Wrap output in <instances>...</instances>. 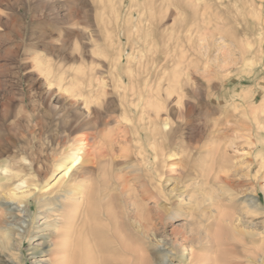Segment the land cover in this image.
<instances>
[{"label": "rangeland", "instance_id": "374dc122", "mask_svg": "<svg viewBox=\"0 0 264 264\" xmlns=\"http://www.w3.org/2000/svg\"><path fill=\"white\" fill-rule=\"evenodd\" d=\"M241 1L206 0L208 2V5H206V2H197V0H152L153 3L151 0H124L123 4H120V0H113V2L112 0H0V141L2 149L7 148L11 154L17 155V159L21 160L20 162L23 161L22 165L19 166L22 167L25 163H27V167L32 165L29 172L31 174L26 179L31 181L29 185L33 183L34 187L31 185L25 188V190L34 192V195L29 198V208L32 210V215L37 213L35 212L36 202L34 197L39 196L42 191L50 187L62 175L63 171L58 167L61 162L60 160L65 156L71 155V152H73L69 144L66 143L68 139L67 135L69 134L67 122L74 120L77 114L87 111L88 106H91L92 116L96 114L94 117L99 119V123L101 122L98 129L101 132V136L113 131V139L117 136L115 143L113 141L111 144L112 147L106 150L108 153L106 163L97 165L100 168L98 169L96 166L94 169L91 180L94 186L93 197H95V199L92 197L95 200L92 203L93 207H95H92V212H85V209L82 211L83 213H92L89 221L90 225L88 226V223H85V218L82 216L81 220L77 223V235L83 237L89 230V232L95 233L101 240L103 239L105 241L107 239L109 242L104 243L103 240L101 241V244L107 246L111 242L108 239L111 234L109 235L107 232L110 231L111 225H114V222H110L107 216L104 217V214L106 212L115 214L117 216V224H119L118 227L121 226L120 228H122L124 233L126 232L127 238L132 241L130 245L135 246L144 242V250L147 252L145 253H149L151 257H158V251L150 246L148 240L139 241L137 234L132 232L135 231V229L133 230V221L136 220L137 213L135 212V203L139 208L138 213L141 212V208L144 210L146 217L144 218L143 215L141 220L146 219V225L148 226L152 222L154 224L156 223L160 232L169 238L175 237L176 232L181 231L183 225L189 226L190 223L184 220L185 216H181L177 220L165 218L166 220L161 221L157 212L153 211L154 207H157L156 203L153 199H148L149 195L151 196L150 190H148L149 193L147 190L141 191L143 189H141L139 184V179L141 177L144 179L147 175L145 169L148 162L144 161V164L138 162L137 150L142 149L151 153V150H149L150 147L146 146L148 145L145 136L146 132H144L146 129L140 119L141 113L144 110L143 107H145V99L147 98L146 92L148 91L146 85L149 84L150 86L153 84V89H155L153 93L156 94L155 97L160 98L162 101L164 108L162 111L163 118L167 120L171 116V121L168 119L169 121L167 122L171 123L174 120L171 123L172 127L182 125L185 128L183 130L185 137L188 135L187 132L191 131L195 137L205 134L206 128L207 130H211L213 127L212 124H215V121L223 129L217 128L218 133H216L217 135L215 137L218 141L216 143L218 144L219 142L218 145L220 147H225L223 150L227 152L231 162L237 166L233 167V165H229L228 171L227 169L217 170L221 174L222 180L219 182L222 185L217 183L218 181L215 177L217 171L212 173L214 174L213 176L212 174L209 175L211 185H215L213 186V190L216 191V194L221 195L224 191L222 188L227 185H229L228 188L236 187L240 191V186L246 184L248 188L245 187L248 190L252 189V192L255 191L256 196L264 202V195L260 190L261 186L264 185V170L258 173L259 164L256 160V155L259 150L258 145L260 143L256 136V129L249 131L250 129L247 130L249 128L248 126H242L244 124L242 122H246L247 119L243 114L245 110L247 112V106L244 104L245 101L242 102L238 97L241 92H246L250 97L247 100L250 101L252 95L255 94L257 96L258 92H261L262 89L264 90V81H262L264 80V63H259L264 62V42L260 45L259 39L260 37L264 39V0H261V2L260 0H243V2L246 1L245 3ZM251 1L254 2L252 3ZM153 7L156 8V11ZM136 9H144L149 15L145 19H150V21L140 24L136 14L134 20L128 17L130 16L129 13L131 10L135 13ZM195 9L197 16L194 13ZM170 11L175 14L173 15ZM229 14L231 17L229 16L228 18L227 16ZM232 16L241 17H237V21ZM231 18L238 24H234ZM157 25L158 27H156ZM230 28L232 31H230ZM235 28H237L238 33ZM228 29L229 32L227 31ZM206 33L208 34L207 36ZM231 36L235 37V40ZM237 36L240 37L238 42L237 38L239 37ZM230 42L233 44L231 47ZM229 47L230 49L232 48L231 52H229ZM245 47L247 50H244ZM166 49H168L167 52ZM242 50L246 52L244 57L241 54L243 53ZM248 57L250 61L247 59ZM236 74L238 75L236 76ZM256 74L261 75H257L256 78ZM192 82L195 84H192ZM122 84H125V88ZM159 84L161 87L165 86V89L169 86V88L171 87L172 90H175L176 94L174 93L175 97L173 96V98L176 101L178 96L183 94V104H185L184 115L186 116L189 108L192 109L190 111L191 114L182 120L178 118L177 113L172 114L170 109L176 105L171 100L165 98L166 90L164 91L165 94H163V89L161 88V95L159 96L157 90ZM140 95L143 97L140 98ZM257 101V104H259L260 98ZM127 102L130 106H127ZM92 104L94 106L93 108ZM137 105H140L141 108L140 106L137 108ZM98 107H101V109H95ZM237 111L238 114H236ZM152 112L150 113L154 115V112ZM193 112L195 114H192ZM237 115L239 117L243 116L241 117L242 119ZM124 117L128 118L129 122L123 120L122 118ZM137 118L138 120H136ZM238 118L242 124H239L240 122L237 123L240 121ZM228 119L235 120V122H231V120L227 121ZM118 120L121 124H116ZM207 120L210 128L207 126V123L204 124ZM147 121L148 119L145 122ZM230 123L231 125H229ZM233 123H236L235 126ZM157 124L161 128L159 120ZM185 124L188 126L186 127ZM124 126L127 127L126 131L122 129ZM133 130L134 134H137H135L136 136L133 134ZM130 133L134 136L132 137ZM83 134H85L84 131H79L76 138L82 137ZM121 134L122 136L124 135L123 139L120 138ZM158 138L161 142L163 136L159 135ZM119 139H122V141H117ZM216 139H213V141L215 142ZM207 142L209 141L203 140L201 143L203 145L201 146L206 145ZM214 142L211 143L213 147L215 146ZM139 143L140 145H137ZM202 150L204 151L205 149L203 148ZM126 152L131 153L127 155ZM197 155L196 158L194 157L197 161L195 162L193 160V164L199 168L202 167L201 164L204 163L203 159L206 156L203 154L200 158L199 154ZM176 160L178 163L180 161V167L188 164V159L184 158V156L178 157ZM198 160L200 164L197 163ZM125 162L130 163V168L127 169L122 165ZM133 166L140 167L142 169L140 173H133ZM221 170H224L226 173ZM113 174L115 177H113ZM123 174L125 175L124 179L126 181L129 179L127 183L130 184H127V195L125 197H122L118 190L111 187V184L116 180V176L122 177L124 176ZM136 175L139 178L138 180ZM36 184H39L38 190H36ZM39 188L45 189L39 191ZM99 188L102 190L100 191ZM105 188H108V190H105ZM148 189H151L150 184ZM54 197L50 196L49 198L54 199ZM123 198L127 199V203L123 202ZM228 198L229 196H225L223 201H218V205L220 204L221 206H219L221 208L223 207L222 209L227 207L226 209L233 211L241 205L238 197L237 199L235 198L237 202L234 200L227 202L230 199ZM99 199L102 201H99ZM53 202L60 203L57 199ZM122 202L125 204L123 205ZM94 203L97 204L94 205ZM160 204L164 205L163 207L165 209L171 208L169 201L165 198L161 199ZM95 208L101 209L98 211ZM108 209H111L112 212L111 210L109 212ZM100 212H102V217H100ZM45 215L44 213L38 219L35 218L36 221L32 218L27 219V221L30 222V225L37 223L35 226H38L44 221ZM252 218L254 219L250 224L240 225V228L250 231L249 229L255 228L256 226L260 231H263L264 214L257 216L251 215V218L243 217V220L247 221V219L250 220ZM52 219L57 218L54 216L50 218V220ZM198 221V219L193 220V224H196ZM81 222H84L86 225ZM103 225L110 226L104 227ZM102 229L105 232L107 231V234ZM48 233H50L48 230L34 229L28 234L35 236L32 239L34 242L33 245L43 243L45 241L42 238L43 236H48V241H52L59 236H49L47 235ZM28 234H25V236L20 235L21 237L15 234L17 240L22 239L21 241L19 240L22 242L20 249L15 251L16 255H18L19 263L55 264L48 260L53 258L52 255L57 250L56 248H50L44 245L41 247L40 253L36 256L29 254L31 252L28 251L30 247ZM102 234L107 235V237ZM245 238L247 239V237ZM232 239L233 235L230 234L228 238L229 243L233 242L231 241ZM197 247L201 248L200 246ZM174 260L176 264L179 263L177 257ZM105 264L114 263L111 261L108 262L107 260ZM137 264H141V262ZM142 264L146 263L142 262ZM227 264L238 263L230 260Z\"/></svg>", "mask_w": 264, "mask_h": 264}, {"label": "bare ground", "instance_id": "6f19581e", "mask_svg": "<svg viewBox=\"0 0 264 264\" xmlns=\"http://www.w3.org/2000/svg\"><path fill=\"white\" fill-rule=\"evenodd\" d=\"M132 1H134V0H132ZM199 1L206 2V0H197V2H199ZM112 2H113V0H112ZM151 2H152V0H151ZM187 2H189V1H187ZM208 2H210V1H208ZM208 2H206L207 3L206 5H208ZM241 2H243V0ZM245 2L246 1H244L243 3H245ZM251 2L253 3L254 1H251ZM260 2H261V0H260ZM123 3H124V0H120V4H123ZM162 3H164V2H162ZM155 7H156V4H155ZM194 7H195V5H194ZM155 9L156 8H154V10ZM169 9H167V10H169ZM135 11L137 13L136 12L133 13L132 10L130 13L128 12L130 14V16H128V17H130L131 19L134 20V16L136 14L138 16L140 24L147 23V21H150V19H145L148 14L144 9L143 10L136 9ZM158 11H159V9H158ZM242 12H244V11H242ZM170 13H172V11H170ZM194 13L197 16L196 9H195ZM244 15H246V14L244 13ZM256 15H257V13H256ZM182 16H183V14H182ZM229 16H230V14L227 17L229 18ZM148 17H149V15H148ZM232 17L236 18V20L238 21L237 17H241V16H235V17L232 16ZM233 18H231V20ZM117 19L119 20V18H117ZM244 19H245V17H244ZM257 19H258V17H257ZM233 21H234V24H238V23H235V20H232V22ZM119 23H120V21H119ZM151 24H152V22H151ZM156 27H158V25ZM235 30H237V28H235ZM227 31L229 32V29ZM230 31H232L231 28H230ZM237 33H238V30H237ZM203 34H205V33H203ZM207 35L208 34L206 33V36ZM262 35H260V36H262ZM138 36H139V34H138ZM227 36H228V34H227ZM231 37H233V36H231ZM237 37H239V36H237ZM227 38H229V37H227ZM233 38L235 40V37H233ZM259 39H260V45H262V43L264 42V39L262 37H260ZM230 40H232V39H230ZM238 40H240V37L237 38V42H238ZM171 42H172V40H171ZM245 44H246V42H245ZM232 45L233 44L231 43L230 47ZM243 46H241V47L243 48ZM164 47H166V46L164 45ZM230 47H229V52H231V50H232V48L230 49ZM148 48H150V47H148ZM150 49H152V48H150ZM150 49H148V50H150ZM248 49H249V47H248ZM124 50H122V51H124ZM167 50L168 49H166V52H167ZM244 50H247V48L245 47ZM244 50H242L243 53L240 52L243 57L246 54V52ZM239 51H240V49H239ZM156 52H159V51H156ZM232 54H233V52H232ZM260 55H262V54H260ZM130 58H131V56H130ZM247 59L249 60V57ZM259 63H264V62H259ZM251 64H253V63H251ZM226 65H227V63H226ZM254 65H255V63H254ZM246 67H247V64H246ZM226 69H227V66H226ZM181 74H182V72H181ZM237 75L238 74H236V76ZM257 75H261V74H256V78H257ZM259 78H260V76H259ZM177 79H179V78H177ZM262 81H264V80H262ZM146 84H147V82H146ZM192 84H195V83L192 82ZM124 85L122 84L123 87H124ZM152 85L151 86H150V84L146 85L147 91H148V92H146L147 98L145 99V103H144L145 107H143L144 110H143V113H141V118H140L141 121L143 122L142 125L146 129V131L143 129L144 132H146L145 136L147 138L146 141L148 142V145H146V144L145 145L150 147V149L149 148L148 149L151 150L150 151L151 153L146 152L142 149L137 150L138 151L137 154H138V158H139V159L137 158L138 162L143 163V164H144V161L148 162L146 169H145V171L147 172L146 177L144 179H142V177L140 175V177L142 179L141 180L136 175L137 180L138 179L140 180V182L139 181H137V182H139L141 189H143V190L140 189L141 191L147 190V192H148V190H150L149 192H150L151 196L149 195L148 199L149 200L153 199L154 202L156 203L157 207H154L153 211L157 212L159 219L161 221H164L166 219L177 220L181 216H185L184 220H186L187 222L190 223L189 226L183 225L182 230L179 231L178 233L176 232L175 237L169 238L160 232L159 227H157L156 223L154 224L152 222L151 225L148 226V225H146L147 224L146 219L141 220V217L143 215H144V218L146 217L144 214V210L141 208V212L138 213L139 208L135 203V212H137L136 213V220L133 221V223H134L133 230L135 229V231H132V230L131 231L135 232L137 234L139 241L148 240V242L150 243V246H152L153 248H155L158 251V255H159L158 257H155V256L151 257L149 253L146 254L147 252L144 250L145 249L144 242L139 243L135 246L130 245V242H132V241H130L127 238V236H126L127 234H126V232L124 233L122 228H120L121 226L118 227L119 224H117V216L115 214H110L107 212H106V214H104V217L107 216L108 220L110 222H112V223L114 222V225H111L110 231L109 232L106 231L109 235L111 234L110 238H108V239H110L111 242L107 246L104 244H101V241L103 239L101 240L98 236H96L95 233H91V232H89V230L83 236L84 238L82 236L79 237L77 235V233H76L77 223L79 222V220H81L82 216H84L85 221H86L85 223L86 224L88 223L87 225L89 226L90 225L89 221H90V217H91L92 213H85V212H88V211L92 212L93 208L95 207V206L93 207V203H92L93 201H95V200H93V199H95V197H93L94 186L92 185V180H91V177L94 173V169L97 165H101V164L106 163L107 158H108V153L106 152V150L107 149L109 150L110 149L109 147H112L111 144L113 141L115 143V139L117 136L115 134L116 135L115 139H113V137H114L113 132L114 131L107 133V134H103L101 136V132H99V130H98L99 125H101L100 124L101 122L99 123V119L97 117H94L96 114L94 116H92L91 106H88L87 111L80 112L79 114H77V116L74 118V120L67 122L69 134L67 135L68 139H67L66 143L69 144V147L72 149L73 152H71L72 153L71 155H68L67 157L65 156L63 159L60 160L61 162L59 163L58 167L61 168V171H63L62 175L50 187H48L46 189L45 188H39L40 189L39 191H42L43 189H45V190L42 191L41 194L39 193L40 194L39 196L37 195L34 197V200L36 202V207H35L36 211L35 212H37L35 215H32V210L29 208V206H30L29 205V198L34 195V192H32L31 190H25V188H28L31 185L33 186V183H31V185H29V182H31V181H28L26 179V177L31 174V173L29 174V172H30L32 165L27 167V165H26L27 163L24 162L25 163L24 166H22V167L19 166V165H22L23 161L20 162L21 160L17 159L18 158L17 155L11 154L10 150H8L7 148L2 149L1 141H0V262L7 263V264H21V263H19L20 261H19V258H17L18 255H16L15 251H18L20 249L21 244H22V242H20V241L22 239L17 240L15 234H17V236H20V235L25 236V234L30 233L31 230H34V229L40 230L41 229L43 231H46V230L50 231V233L47 234L49 236H53V235H55V236L59 235V236L56 237L55 239H53L52 241H48V238H49L48 236H43L42 238H44V240H45L43 243H38L36 245H33L34 242L32 241V239L35 236L32 234H28L29 241H30V247H29L28 251L31 252L29 254L36 256L37 254L40 253L41 247L44 245H47L50 248L51 247L56 248L57 250L54 249L55 253L52 255L53 258H50L48 260L49 262L51 261L52 263H55V264H105V262H107V260H108V262L111 261L114 264H137L138 262L139 263L141 262V264H142V262H145L146 264H176L175 260H174L176 257L179 260L178 264H227L228 261H230V260L232 262H235L238 264H264V230L260 231L256 226H255V228L249 229L250 231H247L245 229L240 228V225L250 224L252 222V220L254 219V218H252L250 220L247 219V221H244L243 217H246V218L250 217L251 218V215L257 216L259 214H264V202H262L256 196L257 194L255 193V191L252 192V189H250L251 191L248 190L247 189L248 187L246 186V184H244L243 186H240L241 187L240 191H239V189L237 190L236 187L235 188L234 187L228 188L229 185L225 186L223 184V186H225V187L222 188L223 187L222 186L221 188H222V190H224L226 192L223 191V193L221 194L222 191L220 190L221 195H219V194H216L215 190H213L214 189L213 186H215V185H211V182L209 181L210 180L209 175H211L214 171H217L218 169H224V170L227 169V171H228L229 165H233V167L237 166L236 164L231 162L227 152L225 150H223L225 147L222 148V147H220V145H218L219 142H218V144L216 143L218 140L216 139L215 135H217L216 133H218L217 131L219 128L222 129L221 126L219 125V123H217L215 121V124H212L213 127L211 128V130L210 129L207 130V128H206L205 134H202V135H199L198 137H195L193 132L191 131V132H187L188 135H186V137H185L184 133H183V130H185V128L182 125H180V126L176 125V127H172L171 123L174 120H172L171 123L167 122L169 120L171 121V119H170L171 116H170V118H167V120L163 118L162 111L164 110V108L162 106V101L160 100V98L158 99L155 97L156 94L153 93L155 91V89H153L154 87ZM129 86H131V85H129ZM237 86H235V87H237ZM104 87H105V85H104ZM161 88L163 89V94H165L164 91L166 90V94H165L166 97L165 98L171 100V102L175 103V105H176V106L174 105L175 107H171V109H170L172 114L177 113L178 118L181 120L184 119L186 116H189L191 114L190 111L192 109L189 108L188 109L189 111L186 114V116L184 115V109H185L184 105L185 104H183V94L181 96H178L177 101H176V99L173 98L175 90H172L171 87L169 88V86H168V88L165 89V86L161 87V85L159 84V86L157 88V90L159 92V96L161 95V91H160ZM234 89H236V88H234ZM131 91H132V88H131ZM193 91H196V90H193ZM246 91H248V90H246ZM197 93H199V92H197ZM250 95H252V94H250ZM261 96H263V97H261ZM139 97L141 98L143 96L140 95ZM163 97H164V95H163ZM238 97L240 98V100L242 102L245 101L244 104H246V106H247V112L245 110L246 113L244 112L243 114L245 115V117L247 119H246V122L243 120L244 122H242V123H244V124H242L241 120L239 118H241L243 116L239 117L237 115L239 117L238 119L240 120L237 123L240 122L239 124H242V126H244V127L248 126L249 128L247 130L250 129L249 131L256 129V136L258 138V142L260 143V144L258 143L259 145L257 144L259 147V150H258V153L256 155V160L258 161V164H259L258 173H260L264 170V90L262 89L261 92H258L257 96L255 94L252 95V98L250 101L247 100L250 97L248 96V94L246 92H241L238 95ZM258 98H260L259 104H257ZM91 99H95V98H91ZM129 103H130V101H129ZM129 103L127 106H130ZM163 105H164V103H163ZM138 106H140V105H137V108H138ZM166 106L169 107L168 105H166ZM203 106H204V104H203ZM93 107L94 106L92 104V108ZM98 108H95V109H97V110L101 109V107L99 109ZM140 108H141V106H140ZM201 108L203 109L202 106H201ZM228 108H230V107H228ZM222 109H224V108H222ZM225 109H227V108H225ZM239 110H241V109H239ZM150 112H152L154 115H152ZM167 113H168V111H167ZM171 113H169V114H171ZM225 113H224V115H226ZM239 113H241V111H239ZM192 114H195V113L193 112ZM206 114H209V113L207 112ZM236 114H238V111ZM144 115H147V116H144ZM97 116L99 117L98 114H97ZM145 117H148V118H145ZM122 119L129 122L128 118H126V117H124ZM145 119L146 120L148 119V121L145 122L146 121ZM136 120H138V118ZM158 120L160 121V127L161 128H159V124H157ZM229 120H231V119H228L227 121H229ZM126 121H124V122H126ZM224 122H226V121L224 120ZM231 122H235V120H231ZM192 123H193V121H192ZM202 123H204V122H202ZM206 123L207 124L209 123L208 120L204 124H206ZM116 124H121V122L118 120V121H116ZM235 124H234V126H235ZM239 124H237V125H239ZM125 125H127V124H125ZM229 125H231V123ZM187 126L188 125H186V127ZM207 126H209V124ZM234 126H232V127H234ZM133 127H134V125H133ZM133 127H131V128H133ZM138 127H139V125H138ZM126 128H127L126 126L122 127V129H124V131L127 130ZM209 128H210V126H209ZM226 128H227V126H226ZM79 131H84L85 134H83L82 137H80V138H76L77 137L76 135ZM193 131H195V129H193ZM133 134H134V130H133ZM219 134H220V131H219ZM134 135H132V137ZM159 135L163 136V139L161 142L159 141V138H158ZM123 136L121 134L120 138L123 139ZM122 139H119L117 141H120V140L122 141ZM213 139H216V141L214 142ZM203 140L209 141V142H207L206 145L201 146V145H203V144H201L203 142ZM126 142H128V141H126ZM144 142H145V140H144ZM212 142H214V144H215L214 147L211 145ZM117 143H119V142H117ZM125 145H127V144H125ZM137 145H140V143ZM127 147H129V146H127ZM136 148L138 149V146ZM203 148L205 149L204 151L202 150ZM221 148H222V151H221ZM125 151H123V152H125ZM123 152H122V155H123ZM113 153H115V152H113ZM126 153H125V155H126ZM130 153H127V155ZM132 154H134V153L132 152ZM197 154H199V157L203 154L206 156L205 157L206 159L204 157H203L204 159L202 158L204 160V163L201 164L202 167H199V168L197 166H194V164H193V160L195 162L197 161V159L196 160L194 159V157L196 158L198 156ZM113 155L115 156V154H113ZM125 155H124V157H126ZM181 156L182 157L184 156V158L188 159V164H186L185 166L182 165L180 167L179 166L180 161L178 163V161L176 159L178 157H181ZM124 157H121V158H124ZM146 157H148V158H146ZM199 157H198V159H199ZM140 159H141V161H140ZM109 160H111V159L109 158ZM125 161H127V160H125ZM135 161H136V158H135ZM122 162H124V161H122ZM199 162L200 161L198 160L197 163H199ZM122 165H124V167L127 169L130 168V163L125 162ZM105 167H107V166H105ZM97 168H98V166H97ZM132 170H133V173L138 174V173H140V171L142 169L138 166H133ZM224 170H221V171H224ZM119 172H120V170H119ZM127 175H130V174H127ZM213 175L214 174H212V176ZM94 176H95V174H94ZM113 177H115L114 174H113ZM122 177L116 176V178H115L116 180L113 184H111V187L115 190H118L120 192V194L122 195V197L123 196L125 197V195H127L126 194L127 186L130 184L127 183L129 181V179H128V181H126V179H124L125 175ZM215 177L218 181L217 183L220 184L219 181L222 180L221 179L222 177H221V174L218 173V171H217V174ZM30 178H32V177H30ZM149 184L151 185V189H148ZM220 185H222V184H220ZM35 187H36V190H38L39 184H36ZM108 188H105V190H108ZM153 189H155V191H153ZM101 190L102 189H100V191ZM260 190L263 192V195H264V185L261 186ZM249 191H250V193H249ZM253 193H254V195H253ZM102 194H100V195H102ZM50 196H55V197H54V199H52L53 197L49 198ZM225 196H229V198H230V199L228 198L229 201L226 200L227 202H231L233 200L236 201L235 198L237 199V197H238L241 205L238 208L234 209L233 211L226 209L227 207L225 208L227 211L225 209H222L223 207L221 208L220 207L221 205L220 204H219L220 206L218 205V201H220V200L223 201ZM92 197H93V199H92ZM143 197L145 198L144 195H143ZM162 198H165L167 201H169L171 208L165 209L163 207L164 205L160 204ZM55 199H57V201L59 200L60 203L53 202ZM104 199H106V198L104 197ZM100 200L101 199H99V201ZM122 200H123V202L127 203L126 198H123ZM103 203H105V202H103ZM125 203H123V205ZM96 204L97 203H94V205H96ZM228 204H230V203H228ZM96 209L97 208H95V210ZM100 209H97V210L100 211ZM111 209H108L109 212ZM114 209H115V207H114ZM83 210L85 211L84 213L82 212ZM101 211L103 212V210H101ZM102 212H100V215L102 214ZM111 212H112V210H111ZM113 212H115V210H113ZM44 213L46 214L44 217V221L42 222V224H40L38 226H35L37 223L35 225H33V224L30 225V222L27 221V219H31V218L34 220H35V218L38 219L40 217V215H42ZM54 216L57 219L50 220V218L54 217ZM100 217H102V215ZM129 219H130V215H129ZM195 219H198L199 221L197 223L195 222L196 224H193V220H195ZM149 220H151V218H149ZM152 220H153V218H152ZM187 222H186V224H187ZM81 223L85 224L84 222H81ZM93 223H95V222L93 221ZM93 225H95V224H93ZM103 226L105 227L106 225H103ZM107 226H110V225H107ZM130 229H132V228H130ZM102 230H104V229H102ZM94 232H96V231H94ZM103 232H105V230ZM230 234L233 235V239L231 240V241H233L232 243H229L230 241L228 240ZM102 235L107 237V235H105V234H102ZM245 237H247V239ZM106 242H109V241H107V239H105L104 243H106ZM197 246H200L201 248H199Z\"/></svg>", "mask_w": 264, "mask_h": 264}]
</instances>
